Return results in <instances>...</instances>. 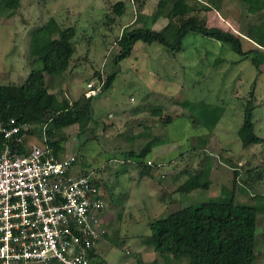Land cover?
<instances>
[{
  "label": "rangeland",
  "instance_id": "1",
  "mask_svg": "<svg viewBox=\"0 0 264 264\" xmlns=\"http://www.w3.org/2000/svg\"><path fill=\"white\" fill-rule=\"evenodd\" d=\"M117 1L124 4L121 15L113 10ZM158 1L19 0L13 9L0 4L1 84L25 81L33 65L28 55L31 33L53 18L61 29L74 27L75 50L62 75L45 74L48 90L69 101L83 93L93 95L92 85L94 93L101 90L92 96L88 128L79 132L77 124H71L56 136L63 137V154L76 155V167L94 170L103 186L106 210L100 221L106 234L101 238L105 252L99 264H189L187 258L153 251L146 242L152 219L183 206L226 200L234 169L240 174L235 178L236 200L248 196L242 187L249 193L264 191V142L243 147L237 136L245 104L251 99L254 133L264 138V64L256 68L251 63L255 53L242 55L227 43L188 31L180 48L139 40L127 57L113 63L123 28L163 30L167 25L163 14L171 2L166 1L159 12ZM187 1L195 7L188 15L205 19L207 26L241 34L243 50L262 44V37L251 39L248 25L264 20V10L249 13L242 0ZM115 69L110 86L102 89L103 80ZM154 106L173 118L165 124L163 118L153 122ZM214 108L220 115L207 130L202 121L212 119ZM147 142L150 150L139 156ZM137 160L154 161L158 167L152 176L141 175ZM204 164L209 167L201 180L208 182L207 188L171 192ZM248 168L260 172L250 171L254 172L250 178L260 176L255 178L259 181L255 188L242 185L241 180H249ZM256 233L253 264H264V216L257 217Z\"/></svg>",
  "mask_w": 264,
  "mask_h": 264
},
{
  "label": "trees",
  "instance_id": "2",
  "mask_svg": "<svg viewBox=\"0 0 264 264\" xmlns=\"http://www.w3.org/2000/svg\"><path fill=\"white\" fill-rule=\"evenodd\" d=\"M166 1L168 0L158 1L159 12L161 8L165 7ZM169 1L171 7L163 14L168 22L163 30L148 27L123 28L121 30L116 39L119 49L113 57L115 65L130 54L134 44L139 40L146 43L156 41L167 48H180L181 41L188 31L198 32L203 36L227 43L235 52L242 55L255 53L251 58V63L256 68L260 64H264V20L248 25L249 33L253 35L251 39L257 38L258 40V37H262L263 40L260 41L262 44L257 43L252 49L243 50L241 34H235L218 26H207L205 19H201L196 14L188 15L195 7L189 5L187 0ZM206 1L214 3V0ZM242 1L246 3L249 13L253 14L264 10V0ZM0 4L4 9H13L18 6L19 0H0ZM113 10L117 15H121L124 10L123 2L117 1L113 5ZM155 14L158 15V13ZM74 35V27L69 26L61 29L53 18H49L31 33L28 55L33 65L27 78L19 85L0 83V122L5 123L10 118H14L17 122L26 123L30 127L26 130L21 129L16 136L9 140L3 139L0 135V149L4 143L21 149V143L15 141V137L18 136H23L28 141L31 136H34L43 142L44 134V143L56 153V149L61 147L60 140L63 138L57 139L56 136L63 128L71 124H77L79 132L88 128L93 113L92 96L96 97L101 90L96 89V92L91 96L83 93L77 99L69 101L64 98L59 99L55 93L50 92L45 82V74L51 77L59 76L68 68L70 58L75 50L72 43ZM251 39L249 38V40ZM115 74L116 69L108 73L102 82V89L110 86ZM91 89H95V87L92 85ZM161 108V106L152 107L151 118L153 122L163 118V124L168 123L173 115L172 117L170 115L163 116ZM214 109L210 110L214 113L212 119L202 121V125L207 130H211L218 121L220 112L218 108ZM252 109V100L248 99L244 107L242 123L237 130V136L243 147L264 142V138L254 133ZM43 125H45L44 130H42ZM144 128L148 130L149 126L145 125ZM151 146V142H147L138 153L139 156H144ZM138 154L126 153L129 156ZM136 164L138 167L140 166L138 172L147 176H152L153 170L158 167L154 161L148 163V161L137 160ZM237 170L239 169L233 171V184L226 200H208L198 205L183 206L167 215L152 219L149 222L150 234L146 242L152 246L153 251L160 255L167 253L176 258H187L189 264H253L256 256L257 217L258 215L264 216V194H248L246 199L236 200L234 189L237 179L235 178L240 175ZM251 170L252 168L247 169L249 180H241L242 185L256 187L259 181L255 178L260 176L250 178L249 175L254 173H251ZM92 173L93 182L103 191L99 176L95 174L94 170ZM202 173L203 169H196L175 190L188 192L207 188L208 182L201 180ZM243 189L245 191L246 187Z\"/></svg>",
  "mask_w": 264,
  "mask_h": 264
},
{
  "label": "built area",
  "instance_id": "3",
  "mask_svg": "<svg viewBox=\"0 0 264 264\" xmlns=\"http://www.w3.org/2000/svg\"><path fill=\"white\" fill-rule=\"evenodd\" d=\"M29 127L10 118L0 135ZM42 140L18 136L21 149H0V264H92L104 232L101 187L76 167V155L55 154Z\"/></svg>",
  "mask_w": 264,
  "mask_h": 264
},
{
  "label": "crops",
  "instance_id": "4",
  "mask_svg": "<svg viewBox=\"0 0 264 264\" xmlns=\"http://www.w3.org/2000/svg\"><path fill=\"white\" fill-rule=\"evenodd\" d=\"M134 135H132V137H134L135 138V135L137 134L136 132L135 133H133ZM33 140L34 141H37L38 139H37V137H34V136H31L30 137V140L28 141V142H33ZM54 152V151H53ZM55 153V152H54ZM55 154H60V155H63V152H62V149H60V148H58V149H56V153ZM64 154H69L68 152H66V153H64ZM205 167H209V166H205V164H204V166H203V170L205 169ZM81 169V168H80ZM154 173H156V172H154ZM242 188H244V187H242ZM253 188H255V187H253ZM176 189V188H175ZM174 188L172 189V191L171 192H177L176 190H175ZM247 191V192H246ZM243 192H244V194H246V193H248V194H254V193H262V194H264V191H262V189H255L254 190V193H249L248 192V189H246L245 191H244V189H243ZM171 201V200H170ZM105 210H106V208H105ZM105 212V211H104ZM103 215H104V213H103ZM102 215V216H103ZM106 234V231L104 230V232L102 233V235L104 236ZM102 241L103 240H101L99 243H98V245H97V247H96V254H95V257H94V259H93V261H92V264H99V262H100V258H101V256H103V254H104V252H105V248H104V246H103V243H102ZM155 259H157V258H155ZM157 261H158V259H157Z\"/></svg>",
  "mask_w": 264,
  "mask_h": 264
}]
</instances>
